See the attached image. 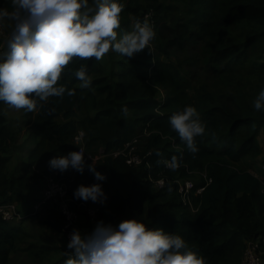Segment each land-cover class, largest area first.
<instances>
[{
	"label": "trees",
	"instance_id": "trees-1",
	"mask_svg": "<svg viewBox=\"0 0 264 264\" xmlns=\"http://www.w3.org/2000/svg\"><path fill=\"white\" fill-rule=\"evenodd\" d=\"M121 2L125 5L120 13L122 30L131 31L138 19L142 21L153 13L155 28L160 26V35L155 36L157 46L161 38L166 39L164 54L170 56V50L188 54L185 64L178 61L173 65L160 58L156 61L150 50L138 53L139 60L134 64L138 67H125L119 74L113 70L112 84L101 82L97 86L96 93L106 95L97 100L96 95L78 86L80 81L73 72L86 64L90 77L98 75L102 63L94 57L74 58L58 83L75 89V95L49 97L41 102L43 107L35 109L32 129L37 142L22 171L44 181L52 171L48 161L67 155L71 152L69 146L76 151L75 137L82 131L88 153L96 156L104 151L105 157L96 167L107 176L105 181H99L107 200L94 203L74 197L79 185L98 183L86 168L70 189L75 203L100 207L99 221L105 223L118 224L124 216L145 217L149 227L184 237L191 249L206 257L207 264H239V259L234 260L235 252L246 250L248 242L259 240L264 249V211L259 210V203L264 201L261 180L242 165L245 158L261 154L259 137L264 129V111L255 110L253 101L264 89L260 47L264 34L251 33L242 38L244 35L239 37L231 29L244 23H264V0H197L186 24L173 19V14L169 16L172 27H162L159 10L166 13L176 9L173 6L155 7L158 0ZM184 65L201 71L204 82L199 86L190 82L183 72ZM142 71L145 74H140ZM147 73H151L149 78L144 76ZM160 85L171 89L164 104L153 100V88ZM89 100L97 114L79 123L75 119L77 111ZM121 105L141 114L131 118L123 113ZM186 105H194L206 124L205 134L196 138V153L187 149L169 124V117ZM139 128L146 134L144 146H138V153L145 157L143 164L135 167L124 156L111 157L112 151L139 138ZM15 141L12 125L0 115V203L15 202L12 196L19 189L20 179L9 169ZM173 155L180 160L175 169L163 162ZM195 175L203 176L195 190H204L200 194H194V190L191 202L185 203L178 181ZM160 179L165 180L163 187L155 184ZM33 218L62 233L66 242L63 218L56 208H46L20 223ZM81 219L90 233V225H96L85 214ZM25 237L21 224L6 223L0 217V264H11L12 254Z\"/></svg>",
	"mask_w": 264,
	"mask_h": 264
},
{
	"label": "clouds",
	"instance_id": "clouds-1",
	"mask_svg": "<svg viewBox=\"0 0 264 264\" xmlns=\"http://www.w3.org/2000/svg\"><path fill=\"white\" fill-rule=\"evenodd\" d=\"M11 9L0 7V27L11 22L6 47L0 48V101L13 109L34 111L49 97L75 95V89L60 81L69 62L101 60L111 49L124 57H133L145 48L152 51L154 25L147 16L137 20L131 31L121 29V0H11ZM118 30H120L118 32ZM80 87L88 88L91 77L86 64L73 72ZM264 111V89L253 101ZM128 112L127 106L122 107ZM171 128L193 153L199 151L197 137L206 132V124L194 105H186L169 117ZM85 148L48 161L49 168L61 173L69 168L83 173L87 167L96 181H105L96 160L85 159ZM168 167L179 166L173 155L163 161ZM74 197L103 203L107 200L102 183L79 185ZM65 251L64 264H207L199 250L191 249L184 237L148 226L145 217L125 219L118 224L99 221L90 233L74 229Z\"/></svg>",
	"mask_w": 264,
	"mask_h": 264
},
{
	"label": "rangeland",
	"instance_id": "rangeland-1",
	"mask_svg": "<svg viewBox=\"0 0 264 264\" xmlns=\"http://www.w3.org/2000/svg\"><path fill=\"white\" fill-rule=\"evenodd\" d=\"M197 2V0H158L157 3L154 4L155 7H159L158 4H161V6H173L176 9H170L166 13L163 10H159L160 16H162V22L163 26L166 27H172L173 23L169 20V16L173 14V19L181 20L182 23L186 24L189 21V18L191 16V10L195 9L194 4ZM0 6L1 7H7L11 9V0H0ZM152 8V7H149ZM160 20V19H159ZM161 20L159 21L160 24ZM1 28V27H0ZM5 28L9 33L11 32V22L6 21L5 25L2 27ZM155 28V27H154ZM156 29V28H155ZM160 26L158 29L155 30L156 35H160L159 32ZM120 30H118L119 32ZM161 31V30H160ZM231 31L235 34H238L239 37L243 36L247 37L251 33H257V34H264V23H244L243 25H240L238 27H234L231 29ZM165 43H167V40L164 38H161L158 42L155 38L151 41L150 47L152 49V53H154L155 60L160 58L163 62H170L173 65H177V62L184 63L187 59L188 54L182 55L181 53L174 54V50H170V56H166L164 54L165 49ZM2 44V36L0 34V46ZM262 56L264 60V36L262 37V42L260 44ZM149 50L148 48H145L142 52ZM139 52V53H142ZM139 60L138 53L135 54L133 57H124L120 55L117 52L109 50L108 53L105 54V56L100 60L102 63L103 69L102 72L98 75L91 76L92 83L88 88H85L91 93V96L96 95L97 100H103L106 95L100 94V92L96 93L97 86L103 82L104 84H112V72L115 71L116 74L121 73L125 67H138L135 64V62ZM263 62V61H262ZM185 64V63H184ZM183 72L189 77V81L194 83L195 85H200V83L205 80V75L201 71H196V69L184 65ZM140 68V67H139ZM192 71L193 73H190ZM145 71H142L140 74ZM196 72V73H194ZM147 78L151 76V73H147ZM115 82H118V78L114 77ZM80 87V84L78 85ZM153 100L157 103L164 104L168 100V94L170 92V88L167 86H156L153 88ZM123 102V100L121 101ZM125 105H121V108ZM37 110L28 112L24 109H13L9 107L4 102L0 101V115H3L7 118L9 123L12 125V130L15 133V144L13 147V152L11 155V161L9 163V169L10 172H14L15 176L20 179L19 181V189L17 192L12 196L13 200L20 206V203L23 201L25 203H28V205L35 204L40 197V192L44 186V181L42 180H36L32 178L30 175L25 174L22 170H25V166L29 163V153L34 149L37 142V135L34 133L32 129V123L34 116L36 114ZM97 114V111L93 110L90 105V100L85 103L78 111L76 120L81 123L88 117H94ZM141 113H135V111H128L127 115L131 118L136 117L140 115ZM140 133V147L144 146L145 140H146V134L141 132L140 128L138 130ZM39 141V140H38ZM259 142L261 145V154L257 157H247L243 160V167L247 170H250L255 176L260 178L263 182V195H264V129H262ZM79 144L75 142V147H78ZM82 145L84 143L82 142ZM141 149V148H140ZM69 150H74V146H69ZM177 150V149H176ZM88 153V152H86ZM91 154V153H88ZM49 167V165H48ZM52 170V169H51ZM65 178H69L73 181V184L77 182V178L82 174L78 171H75L72 169L71 172H63ZM203 176L195 175L191 177V181H193L195 184L200 183ZM99 183V181H98ZM25 205V204H24ZM259 210L262 212L264 211V201L259 203ZM127 219L126 216L122 217V220ZM88 224V223H87ZM31 228L35 229L36 231L38 228H36L37 223H30L29 225ZM95 226L90 225V229L93 230ZM32 231V230H30ZM33 232V231H32ZM37 235H40V231H37ZM64 239V237H63ZM25 243H28L31 241V239L24 240ZM62 257L61 262L64 263V260L66 259L64 255L65 250V242L62 241ZM245 249H243V252L238 250L235 252L234 260L237 262L239 259V264H241V261L243 259ZM262 258H263V264H264V249L261 251ZM20 261L19 259L16 260V262ZM21 262V261H20ZM53 264V263H51Z\"/></svg>",
	"mask_w": 264,
	"mask_h": 264
},
{
	"label": "built area",
	"instance_id": "built-area-1",
	"mask_svg": "<svg viewBox=\"0 0 264 264\" xmlns=\"http://www.w3.org/2000/svg\"><path fill=\"white\" fill-rule=\"evenodd\" d=\"M150 22L154 25L153 13L146 15ZM0 34L2 36V44L0 48L6 47V38L10 34L5 28H0ZM84 134L79 131L75 137V142L78 145L76 151L79 150V146H83ZM140 144L139 138H135L132 141L126 142L121 149L114 150L110 153V156L117 158L124 156L127 159V163L131 166H141L145 157H142L138 153V146ZM85 148V147H84ZM87 152V151H86ZM85 152V159L88 163L92 162L93 156L96 163L105 157L104 151L101 150L99 155L94 156ZM87 168V167H86ZM85 168V169H86ZM74 180L64 177V173L59 170H52L51 173L45 178L44 186L41 191L39 201L34 205L32 211L28 215L24 214L16 202L0 203V217L6 223H20L25 217L36 216L46 208H56L63 218V232L65 235V251H70L67 248V244L70 239V235L74 229H79L82 215L85 214L90 223L96 225L99 222L100 207L90 205L87 202L75 203L70 195V189ZM179 192L181 193L185 203H190V194L195 190L196 184L191 180L178 181ZM157 187H163L165 180L160 179L155 182ZM204 190V187H198L194 191V194H200ZM262 247L259 240H252L248 242L246 250L243 255L241 264H263ZM67 258V257H66Z\"/></svg>",
	"mask_w": 264,
	"mask_h": 264
},
{
	"label": "crops",
	"instance_id": "crops-1",
	"mask_svg": "<svg viewBox=\"0 0 264 264\" xmlns=\"http://www.w3.org/2000/svg\"><path fill=\"white\" fill-rule=\"evenodd\" d=\"M261 184L263 189L262 180ZM33 205H28V203L22 201L19 207L21 211L26 214L31 211ZM30 223H37V231L41 232L39 236L37 235L38 232L29 226ZM18 224H21V231L27 234L25 240L31 239V241L28 243L23 241V243L20 245V248L14 254H12L11 264H64L61 262L62 258H59L60 256L62 257V241L64 240L62 233H58L53 229L41 225L37 218L29 219L22 223H13V225ZM79 228L82 232H89L84 219H81ZM17 259H19L21 262H16Z\"/></svg>",
	"mask_w": 264,
	"mask_h": 264
}]
</instances>
